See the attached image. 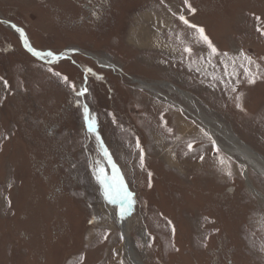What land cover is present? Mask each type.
Here are the masks:
<instances>
[{
    "label": "rangeland",
    "instance_id": "1",
    "mask_svg": "<svg viewBox=\"0 0 264 264\" xmlns=\"http://www.w3.org/2000/svg\"><path fill=\"white\" fill-rule=\"evenodd\" d=\"M226 131L264 156V0H0V264H264Z\"/></svg>",
    "mask_w": 264,
    "mask_h": 264
},
{
    "label": "bare ground",
    "instance_id": "2",
    "mask_svg": "<svg viewBox=\"0 0 264 264\" xmlns=\"http://www.w3.org/2000/svg\"><path fill=\"white\" fill-rule=\"evenodd\" d=\"M139 37V36H138ZM142 37V36H141ZM144 38V37H142ZM140 39V40H143V39ZM139 40V39H138ZM150 40V39H148ZM150 41H153V39H151ZM145 41H143L144 43ZM154 43H158L157 45H162V46H165V44L158 39V41H156L154 39ZM167 43V42H166ZM169 49V48H168ZM70 52V51H69ZM96 61H98L99 63H101L102 65H109V66H112V62L106 58H98L97 56H94L92 54H90ZM49 58H54L53 54H49L48 55ZM29 72V71H28ZM137 81V80H136ZM140 84V83H139ZM146 84V83H145ZM148 85L149 87H151L149 84H146ZM148 87V88H149ZM153 90V89H152ZM158 93V92H157ZM160 94V93H158ZM183 94V93H182ZM161 95V94H160ZM184 95V94H183ZM168 99V98H167ZM179 119H177L176 121L178 122L179 126L177 129V131L179 133H182V126H183V122L182 121H178ZM201 121L206 125V127H208L210 130L214 131V132H217L216 129H214L212 127V125L210 124V120L208 119H205V118H201ZM213 122V121H212ZM211 122V123H212ZM219 129V128H218ZM227 129V128H226ZM225 130V129H224ZM226 139L228 140V142L230 143L229 145H227L225 147L226 151L228 152V154L230 155H238L239 157L242 158V161L241 163L246 166L248 169V167L253 168L254 170H256L258 173L262 174L264 176V156L256 153L251 146H249L248 144L244 143L243 141H241L239 138L235 137L233 134H231L230 132L226 131ZM224 135V134H223ZM159 141V140H158ZM159 147H165V145L162 143L161 141V144H158ZM168 157H170V155H168ZM168 159V158H167ZM169 161H174L173 159H168ZM168 162V161H167ZM175 163V162H174ZM175 165V164H174ZM177 166V165H176ZM211 174V173H210ZM249 176V175H248ZM261 176V175H260ZM213 179V178H212ZM119 189H120V192H121V199L124 200L127 192H126V189L124 188V184H123V181H119ZM118 200V199H117ZM126 203H128L126 201ZM115 204V203H114ZM117 204V203H116ZM121 211V210H120ZM121 213V212H120ZM124 214H122L123 216ZM114 216V215H113ZM112 218H116V217H113ZM122 218V217H121ZM117 219V218H116ZM117 224L120 226V227H123L124 229V226L123 224L120 222V220L117 219ZM125 248H126V252H127V255H128V258H130V260L133 262V264H142L141 261L139 260V258L136 256L134 250L132 249V247H130L129 245V241L127 238H125Z\"/></svg>",
    "mask_w": 264,
    "mask_h": 264
},
{
    "label": "water",
    "instance_id": "3",
    "mask_svg": "<svg viewBox=\"0 0 264 264\" xmlns=\"http://www.w3.org/2000/svg\"><path fill=\"white\" fill-rule=\"evenodd\" d=\"M12 26L15 27V28H17L14 24H12ZM18 30L20 31V33L22 35L24 34V31L21 28H18ZM26 40H28L27 37H26ZM29 48L32 49L31 46H29ZM63 56H64L63 54L60 55V58L63 57ZM90 125L92 126L91 123H90ZM102 152H103V155L106 158L107 163L109 164L110 168L116 174V177L119 179V181H121L122 178H121V175H120V173L118 171V167L114 164L113 160L110 158V156L108 155V152H107L106 148L103 145H102ZM119 216H121V215H119Z\"/></svg>",
    "mask_w": 264,
    "mask_h": 264
}]
</instances>
